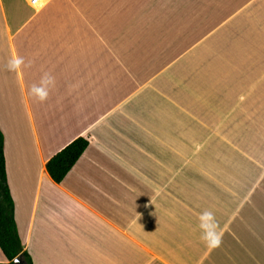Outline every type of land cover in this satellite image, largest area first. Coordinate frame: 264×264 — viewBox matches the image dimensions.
Segmentation results:
<instances>
[{"label": "crops", "instance_id": "obj_1", "mask_svg": "<svg viewBox=\"0 0 264 264\" xmlns=\"http://www.w3.org/2000/svg\"><path fill=\"white\" fill-rule=\"evenodd\" d=\"M200 42L203 159L180 166L178 139L147 126L164 120L168 67ZM17 55L30 66L10 72ZM45 72L40 102L28 90ZM144 90L158 107L129 120ZM244 94L264 108V0H0L5 172L33 264H264V119L208 120ZM78 136L88 145L53 181L46 161ZM205 209L224 233L212 251Z\"/></svg>", "mask_w": 264, "mask_h": 264}, {"label": "rangeland", "instance_id": "obj_2", "mask_svg": "<svg viewBox=\"0 0 264 264\" xmlns=\"http://www.w3.org/2000/svg\"><path fill=\"white\" fill-rule=\"evenodd\" d=\"M165 52V51H164ZM163 52L164 56L165 53ZM204 47L200 42L191 47L184 56L179 58L168 67V76L161 80L160 105L164 111V120L160 124L157 120H148L145 116L153 113L157 109L156 101L148 97L146 91L142 92L137 98L131 99L129 120H148V132H155L160 128V132L166 138L174 137L178 146V164L185 166L193 164L202 165L203 159V71L205 61L203 58ZM221 87V86H220ZM220 88L217 92L212 91V102L218 104ZM140 98V100H137ZM240 105L237 109L225 107L221 109L218 105L211 107L208 120H263L264 108H255L250 104L248 94L239 96ZM137 103V106L134 103ZM144 105L146 110L144 111ZM142 113V115H141ZM152 129V131H150ZM1 130V128H0ZM2 132V130H1ZM3 133V132H2ZM4 135V133H3ZM176 137V138H175ZM164 142V141H163ZM165 143V142H164ZM170 143V142H168ZM195 166V167H196ZM201 173H195V177Z\"/></svg>", "mask_w": 264, "mask_h": 264}, {"label": "trees", "instance_id": "obj_3", "mask_svg": "<svg viewBox=\"0 0 264 264\" xmlns=\"http://www.w3.org/2000/svg\"><path fill=\"white\" fill-rule=\"evenodd\" d=\"M3 142L4 137L0 130V251L5 258L0 264H15L13 258L17 256L20 257L21 264H33L30 254L24 248L14 219V203L6 180ZM87 145L88 140L78 136L53 154L45 163L51 179L60 182Z\"/></svg>", "mask_w": 264, "mask_h": 264}, {"label": "clouds", "instance_id": "obj_4", "mask_svg": "<svg viewBox=\"0 0 264 264\" xmlns=\"http://www.w3.org/2000/svg\"><path fill=\"white\" fill-rule=\"evenodd\" d=\"M29 66L30 64L26 63L25 59L19 55L9 58L6 64V68L10 72L20 71ZM54 86L55 78L50 73L45 72L41 76L39 86L32 85L28 92L31 97L44 102L48 99L49 92ZM197 230L201 242L209 251L221 246L224 233L213 210L205 209L199 213L197 217Z\"/></svg>", "mask_w": 264, "mask_h": 264}, {"label": "water", "instance_id": "obj_5", "mask_svg": "<svg viewBox=\"0 0 264 264\" xmlns=\"http://www.w3.org/2000/svg\"><path fill=\"white\" fill-rule=\"evenodd\" d=\"M13 262H14L15 264H21L20 257L17 256V257H15V258H13Z\"/></svg>", "mask_w": 264, "mask_h": 264}, {"label": "built area", "instance_id": "obj_6", "mask_svg": "<svg viewBox=\"0 0 264 264\" xmlns=\"http://www.w3.org/2000/svg\"><path fill=\"white\" fill-rule=\"evenodd\" d=\"M31 4H40L41 0H30Z\"/></svg>", "mask_w": 264, "mask_h": 264}]
</instances>
